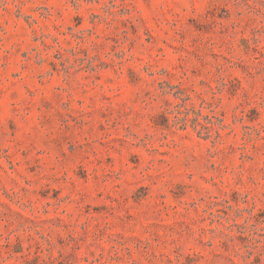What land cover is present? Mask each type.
I'll return each instance as SVG.
<instances>
[{
    "label": "rangeland",
    "instance_id": "1",
    "mask_svg": "<svg viewBox=\"0 0 264 264\" xmlns=\"http://www.w3.org/2000/svg\"><path fill=\"white\" fill-rule=\"evenodd\" d=\"M0 264H264V0H0Z\"/></svg>",
    "mask_w": 264,
    "mask_h": 264
}]
</instances>
